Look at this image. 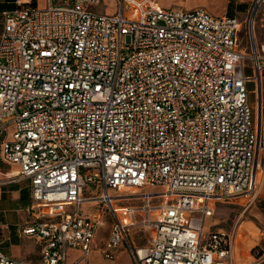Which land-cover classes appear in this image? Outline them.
<instances>
[{"label":"built area","instance_id":"2783aa9c","mask_svg":"<svg viewBox=\"0 0 264 264\" xmlns=\"http://www.w3.org/2000/svg\"><path fill=\"white\" fill-rule=\"evenodd\" d=\"M15 1L0 30L1 160L17 167L6 182L31 183L23 233L42 249L34 262L0 248V264H68L70 247L89 256L103 214L82 215L86 202L111 214L107 258L125 242L134 264H262L264 253L238 260L209 224L217 202L250 208L264 178L249 88L264 45L242 49V21L158 0H121L112 13L95 10L102 0ZM251 9L254 43L264 0ZM138 228L149 230L143 246L129 238Z\"/></svg>","mask_w":264,"mask_h":264},{"label":"rangeland","instance_id":"374dc122","mask_svg":"<svg viewBox=\"0 0 264 264\" xmlns=\"http://www.w3.org/2000/svg\"><path fill=\"white\" fill-rule=\"evenodd\" d=\"M163 7H168V3L170 2V7L173 9H177L181 6H194L201 5L208 8L211 12L215 14H231L235 15L242 21V32L241 38L243 39V44L247 47L249 52H252V46L258 49V52L261 54V39L259 37L258 30L261 29L260 33L263 42H264V26L261 23L260 18H257L256 25L254 29V43L251 40L250 34V19L252 16V9L249 10H241L239 7H235L230 3V0H162ZM121 0H102L99 5L95 7V10L100 13H112L116 12L120 7ZM165 10V9H162ZM2 17L0 15V30H1ZM247 72L251 73V63L247 61ZM264 76V71L262 73ZM261 82L258 81V84L255 85L254 81L249 83V88L251 90L250 101L254 105L255 108V119L256 123L260 127V87ZM255 88V89H254ZM254 89V90H253ZM16 166H9L2 162L1 160V142H0V170L3 172H13L16 170ZM86 171H88L86 169ZM97 173L96 171H93ZM4 175H1L3 177ZM26 183V182H24ZM7 186V185H4ZM161 189L160 187H145L144 191H155ZM98 192V180L88 181L86 187L87 195H94ZM226 207L225 212L221 213L217 210L214 219L218 221V224L214 228H221L223 232H226L230 235L233 246L236 247V256L237 259L243 258V261H246V258L253 259L254 256L261 254L264 252V243L262 242V231L260 230L259 222L253 223L250 218L245 223H242L244 219H247L245 215L248 216V212L245 215L241 213L244 211L235 206H231L228 204H224ZM1 206H5L0 204ZM25 207H19L18 209H6L5 212L3 210L0 212V239L2 240V247L6 253L11 256L18 257L16 254L19 251V248L22 247V237L20 236V231L23 226L22 218L31 219V213ZM101 212L103 214V224L99 226L97 231V240L95 245L97 248L99 247V251L96 249L93 251L91 256L81 257L78 262L75 264H132L131 253L128 245L126 247H122L119 250L120 256H116L115 259H109L105 257L102 253L101 248L103 247V241L108 237L109 233V224L112 221L110 212L105 209L101 204L95 202H86L81 205V213L84 216L89 215L90 217H94L95 214ZM249 217V216H248ZM147 234L144 231H139L133 235V241L135 244H142L146 239ZM4 238V239H3ZM0 240V241H1ZM239 251V252H238ZM80 257V254H79ZM241 261V260H240ZM264 264V260L262 262Z\"/></svg>","mask_w":264,"mask_h":264},{"label":"crops","instance_id":"0c3cea01","mask_svg":"<svg viewBox=\"0 0 264 264\" xmlns=\"http://www.w3.org/2000/svg\"><path fill=\"white\" fill-rule=\"evenodd\" d=\"M182 2V0H179ZM201 1H205V0H201ZM21 2L23 3V5H29V4H36L40 7H45L47 6L48 1L47 0H21ZM159 5L162 6L163 1L162 0H158ZM254 0H230V3L233 4L235 7H239L241 10H249L253 4ZM171 3H168V7L166 8H171L170 7ZM18 6V4L16 3L15 0H4L3 3H0V15L2 17V12L6 9H14ZM196 6H201V5H194V6H181V8H193ZM163 7V6H162ZM165 8V7H164ZM208 9V8H207ZM209 10V9H208ZM213 13V12H212ZM215 14V13H214ZM216 15H224V14H216ZM231 15V14H228ZM1 27H2V23H1ZM241 32L239 33V38H240V42H241V47L242 49L246 50L248 53H251L248 51L247 47L243 44V39L241 38ZM262 30L259 29L258 33H259V37L261 39V52H262V45H264L263 42V38L261 36ZM258 50V49H257ZM247 61H250L251 63V69L252 72L248 73L247 72V68H246V73L250 76L253 75V68H252V61L250 59H248ZM247 61H246V67H247ZM260 82H261V88H260V100L262 103V119H261V125H260V130H261V145H262V153H263V167H264V76L261 74L260 76ZM255 89V88H254ZM253 89V90H254ZM252 90V89H250ZM251 95V94H250ZM12 167V166H11ZM14 172V171H13ZM13 172H3L0 170V181L2 183H0V204H3L5 206H1L0 208V212L3 210V212H5L6 209L10 208V209H18L19 207H25L27 210H29V207L32 204V187H31V183L29 180H18V181H13V182H6L8 180V178L10 177V175ZM1 175H4L3 177H1ZM26 182V183H24ZM7 185V186H4ZM135 204V203H139V201H128L125 204ZM224 204H228L231 206H235V207H239L241 208L243 211V207L240 204L237 203H232V202H217L215 204V212L213 214V216L211 217V221H210V229H212V227H216L218 224H220L218 221H216V219H214V216L217 212V210H219L221 213L225 212V205ZM246 212H248V216L245 215ZM29 213V211H28ZM242 215H245L247 219H244L242 223H245L248 218H250L249 220H251L253 223L255 222H259L260 224V230L262 231V242L264 243V178L262 181V185L260 188V192H259V196L257 198V200L254 202V204L248 208L247 210L244 211V213H241ZM32 217V216H31ZM28 217L26 218H22L21 220L23 221V226L22 229L20 231V236L22 237V247L19 248V251L16 253L18 255V257H14L9 255L8 253H6L2 247V240L0 241V248L9 256L14 257V258H18V259H25V260H30V261H34V262H38L41 258V249H42V243L35 237V236H31L28 234L23 233V227L30 221V219H28ZM2 220V219H0ZM111 227H112V221L109 224V233H108V237L103 241V247L101 248L102 253L103 249L105 248V244L109 238V234L111 231ZM99 229V228H98ZM212 230H221V228H214ZM98 231V230H97ZM139 231H144L147 236L145 241L138 245L135 244L133 241V235L135 233H138ZM149 237V230L146 228H138L135 230H132L129 232V238L132 241V243L135 246H143L147 243V239ZM4 239V238H3ZM97 240V234L93 243V250L90 253L89 256L92 255L94 250H98L99 247L97 248V246L95 245V242ZM127 244L125 242H122L115 250H114V258H109V259H115L116 256H120L121 254H119V250L122 247H126ZM235 247V246H234ZM264 249V248H263ZM99 251V250H98ZM100 252V251H99ZM235 252L236 251V247H235ZM239 252V251H238ZM131 253V252H129ZM264 253V252H263ZM80 254V257H79ZM105 255V254H104ZM81 257H88L86 256L83 251L77 247H70L69 251H68V264H75L76 262H78L80 260ZM106 257V256H105ZM132 257V255H131ZM239 260V259H238ZM241 261H243V258L240 259ZM251 260V258H246V261ZM131 263L134 264V261L131 260Z\"/></svg>","mask_w":264,"mask_h":264},{"label":"water","instance_id":"95a60500","mask_svg":"<svg viewBox=\"0 0 264 264\" xmlns=\"http://www.w3.org/2000/svg\"><path fill=\"white\" fill-rule=\"evenodd\" d=\"M260 109H261V116H260V125H261V119H262V103H261V100H260Z\"/></svg>","mask_w":264,"mask_h":264}]
</instances>
